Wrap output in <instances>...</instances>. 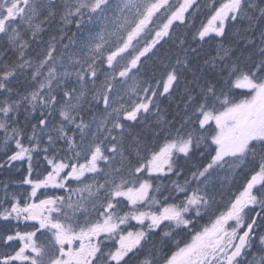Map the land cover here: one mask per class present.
Instances as JSON below:
<instances>
[{
	"label": "snow or ice",
	"instance_id": "1",
	"mask_svg": "<svg viewBox=\"0 0 264 264\" xmlns=\"http://www.w3.org/2000/svg\"><path fill=\"white\" fill-rule=\"evenodd\" d=\"M203 7L0 0V264H264V0Z\"/></svg>",
	"mask_w": 264,
	"mask_h": 264
},
{
	"label": "trees",
	"instance_id": "2",
	"mask_svg": "<svg viewBox=\"0 0 264 264\" xmlns=\"http://www.w3.org/2000/svg\"><path fill=\"white\" fill-rule=\"evenodd\" d=\"M206 0H198V3L202 5V8L200 12L194 14V17L190 19L189 24L190 28L185 29L183 26H181L180 29H177L175 36H179L181 38H185V33L189 32L191 30V27L199 28L201 23H207V13L208 9L203 7ZM219 2V0H218ZM183 32V33H182ZM190 39V37H188ZM167 47V46H166ZM175 106L173 105V108ZM3 153L0 155L2 156ZM26 175V165L21 166L19 168H13L11 170H2L0 169V184L6 182L9 178H14L16 180H20L23 178V176Z\"/></svg>",
	"mask_w": 264,
	"mask_h": 264
},
{
	"label": "rangeland",
	"instance_id": "3",
	"mask_svg": "<svg viewBox=\"0 0 264 264\" xmlns=\"http://www.w3.org/2000/svg\"><path fill=\"white\" fill-rule=\"evenodd\" d=\"M239 179V181H240V179L241 178H238ZM20 181V180H19ZM19 181H11L10 182V188L11 189H16V188H25V187H27L26 185H20L19 184ZM237 184V183H236ZM236 184L234 185V188H235V186H236Z\"/></svg>",
	"mask_w": 264,
	"mask_h": 264
}]
</instances>
